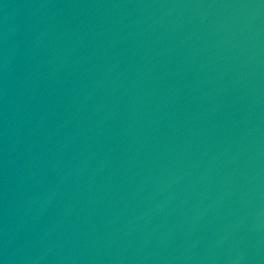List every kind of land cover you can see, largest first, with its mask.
<instances>
[{
  "label": "water",
  "instance_id": "obj_1",
  "mask_svg": "<svg viewBox=\"0 0 264 264\" xmlns=\"http://www.w3.org/2000/svg\"><path fill=\"white\" fill-rule=\"evenodd\" d=\"M0 264H264V0H0Z\"/></svg>",
  "mask_w": 264,
  "mask_h": 264
}]
</instances>
